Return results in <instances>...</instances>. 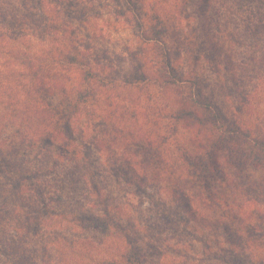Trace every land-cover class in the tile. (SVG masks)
<instances>
[{
    "label": "trees",
    "instance_id": "1",
    "mask_svg": "<svg viewBox=\"0 0 264 264\" xmlns=\"http://www.w3.org/2000/svg\"><path fill=\"white\" fill-rule=\"evenodd\" d=\"M11 1L0 0V264L62 263L54 240L59 238L52 234L64 228L65 220L83 231L122 232L127 247L119 258H98L93 264H142L137 254L140 249L126 234L136 226L127 224L129 215L112 201L102 180L95 182L102 173L128 177L125 182L135 186L134 190L149 183L163 185L191 215L206 206L220 210L218 225H224L223 217L235 214L233 209L240 206L229 200V192L224 189L217 194L216 188L225 185L234 189L233 194L257 197L261 181L252 185L243 174L237 184L231 176L247 168H259L264 174V118L242 116L244 107L250 112L247 102L223 112L205 92L208 79L204 71L185 74L177 68L178 58L164 49L163 62L155 63L153 71L137 70L135 96L129 105L123 104L113 94L117 80L101 78L96 63L82 55L74 33L67 34V22L58 24L59 11L47 2L43 11L53 16L46 15L48 19L39 22L36 11L41 12L44 0H32L35 6L28 0H16L20 2L16 8L10 6ZM213 1L230 13L246 16L241 31L264 61V0ZM214 3L204 0L205 11ZM157 35L158 30L152 41L155 47H163ZM95 82L110 86L99 88ZM151 84L163 88L157 96L149 93L147 99L160 97L161 101L146 106L135 103L140 90ZM98 125L101 128L95 137L86 138L91 127ZM179 125L189 130L191 148L184 152L178 148L183 153L177 157L170 142L176 143ZM89 144L96 146L95 163L86 153ZM66 178L73 183L68 190L81 201L68 210H56L55 202H60L54 198L60 200ZM52 184L56 185L53 193L49 190ZM151 199L160 204L164 219L170 211L178 215L172 203ZM227 220L233 223L234 218ZM226 241L229 248L225 250L231 254L235 247L241 248ZM220 261L245 263L238 257Z\"/></svg>",
    "mask_w": 264,
    "mask_h": 264
},
{
    "label": "rangeland",
    "instance_id": "2",
    "mask_svg": "<svg viewBox=\"0 0 264 264\" xmlns=\"http://www.w3.org/2000/svg\"><path fill=\"white\" fill-rule=\"evenodd\" d=\"M31 1L28 0V4L35 6ZM47 2L53 10L59 11L58 24L65 21L70 26L67 34L74 33L73 39L80 45L82 55L96 63L94 66L101 78L107 82L110 78L117 80L112 90L123 104L129 105V100H133L131 96H135L137 70L142 67L146 73L153 71L155 63L163 62L162 51L167 49L170 56L178 58L177 68L185 74L204 71L208 79L205 92L223 112L229 113V109L249 104L250 112L244 107L242 116L255 119L259 115V118H264V61L248 45L250 41L241 31L242 21L246 17L244 14L230 13L213 0L215 6L211 4L208 11H205L204 0H44L41 12L35 10L40 15L39 22L44 21L46 15L49 18L53 16L50 11H43L47 9ZM10 4L16 8L20 2L12 0ZM156 30L159 31L157 37L163 40V47L157 44L155 47L152 41ZM93 85L99 88L105 86L98 82ZM161 88L158 84H151L141 89L142 93L135 103L142 106L159 103L160 97L154 100L147 99V96L149 93L157 96ZM98 128L101 126L91 127L85 134L86 138L91 135V138L95 137ZM189 133L183 125H179L176 143L173 140L170 142L177 157L191 148L188 145ZM181 147L183 152L178 150ZM86 153L90 154L92 160L95 159V163L96 146L94 148L89 144ZM178 162L179 159L176 164ZM235 174L236 177L231 176L237 184H240V176L245 174L252 185L258 186L261 181L262 186L260 189L256 187L257 197L239 196L238 192L233 194L234 189L225 185L215 189L217 194L225 189L232 196L228 197L229 200L240 206L233 209L235 214H227V217L233 216V223L226 216L223 217V221H226L224 225H218L217 220L222 211L206 206L203 211L191 215L163 185L150 186L149 183L134 190L132 188L135 186L126 183L128 177L117 178L105 173H102V178L95 177V182L102 180L100 183L110 190L112 201L120 208L124 207L129 215V218L126 217L127 224L136 226V230L126 234L136 242L134 247L136 245L140 249L137 254L142 264H225L220 258L235 257L244 264H264V174L259 168H247L242 172L235 171ZM72 184L69 178L65 179L60 200L54 198V202H60H55L56 210H68L81 201L79 195L68 190L69 186L73 187ZM80 185L76 184L79 188ZM55 186L52 184L49 189L51 193L55 192ZM151 196L158 201L172 203V209H176L178 215H170V211L164 219L160 204L153 201ZM105 201L108 202L107 199ZM88 203L91 204L90 201ZM97 209L94 206L93 210ZM52 217L53 220L57 218ZM167 218L170 221H166ZM63 224L64 228L57 227V230H62L52 234L54 238H59L54 240H57L56 249L60 259L64 260L60 264H93V260L98 258H119L127 247L122 232H114L113 229L107 232L83 231L68 220ZM228 239L241 245V248H234L237 254L225 250L229 248ZM219 245L223 249H219ZM2 247L0 244V250ZM54 255L58 259L56 253ZM6 264L12 263L8 261Z\"/></svg>",
    "mask_w": 264,
    "mask_h": 264
}]
</instances>
